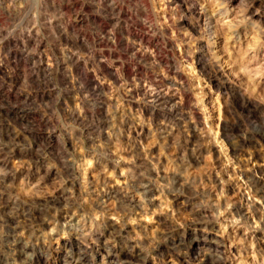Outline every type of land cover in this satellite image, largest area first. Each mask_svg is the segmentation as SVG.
Instances as JSON below:
<instances>
[{
    "label": "rangeland",
    "instance_id": "374dc122",
    "mask_svg": "<svg viewBox=\"0 0 264 264\" xmlns=\"http://www.w3.org/2000/svg\"><path fill=\"white\" fill-rule=\"evenodd\" d=\"M221 1L0 0V264H264V11Z\"/></svg>",
    "mask_w": 264,
    "mask_h": 264
},
{
    "label": "bare ground",
    "instance_id": "6f19581e",
    "mask_svg": "<svg viewBox=\"0 0 264 264\" xmlns=\"http://www.w3.org/2000/svg\"><path fill=\"white\" fill-rule=\"evenodd\" d=\"M173 1V0H172ZM184 2V4L186 5L187 9H190V11L193 12H197L198 14L200 13H204L205 8H204V4L203 2L205 0H182ZM219 3V2H218ZM197 5H199V7L197 8ZM217 12L220 13L221 16L225 17V15L227 14V12L231 9V8H235V10H237L238 12H240V17L242 20L246 19L248 22H250L252 24V27L255 28L256 32L260 33L261 35H263L260 30H258L257 26H259L260 23V19L261 17L258 15V11L262 10L264 11V0H222L218 6H217ZM113 9L115 8V6L113 5L112 7ZM189 11V10H188ZM245 22V21H244ZM264 23V22H263ZM263 29V27H262ZM254 31V30H253ZM236 33V32H235ZM232 34H234L232 32ZM261 37V36H260ZM142 39V38H141ZM240 40V39H239ZM257 53V52H256ZM260 67V66H259ZM220 69V68H219ZM222 69V68H221ZM220 71V70H219ZM221 77V76H220ZM161 91V90H160ZM151 93V92H150ZM155 93V92H154ZM153 93V94H154ZM159 94V93H158ZM166 95V93H164ZM167 96V95H166ZM171 96V95H170ZM158 97V95H157ZM159 98V97H158ZM162 98V97H160ZM159 98V99H160ZM156 99V97H155ZM163 99V98H162ZM168 99V98H167ZM171 100V99H170ZM169 131V130H167ZM237 135V134H236ZM241 135V134H240ZM234 136V135H233ZM233 136H230L231 138ZM229 137V138H230ZM253 137V136H252ZM252 137H242V136H238L235 137V141H233L232 143V154L233 155H238L240 153V151L247 146V144L251 141H254V139H252ZM263 143H264V131L259 135L258 137ZM230 140V139H229ZM258 140V139H257ZM231 142V141H230ZM110 145V144H109ZM112 145V144H111ZM133 147V146H131ZM109 148V147H108ZM107 148V149H108ZM138 148V147H136ZM135 148V149H136ZM133 149V150H135ZM132 150V149H131ZM140 150V149H139ZM130 151V150H129ZM115 152V151H113ZM133 152V151H132ZM135 152V151H134ZM142 152V151H141ZM144 152V151H143ZM145 153V152H144ZM137 154H138V150H137ZM136 154V155H137ZM147 154V153H145ZM200 154V153H199ZM139 155V154H138ZM140 156V155H139ZM115 157V156H114ZM250 158L252 160H257L258 158H260V155L258 153L256 154H252L250 156ZM197 159V158H196ZM144 160V159H143ZM140 161V160H139ZM148 163V162H147ZM72 170V169H71ZM256 172V170H254ZM153 172V171H152ZM243 172V171H242ZM239 175H242V173H238ZM150 175H153L152 173H150ZM156 175V174H155ZM243 176V175H242ZM247 179H246V187L249 190V195L248 197L244 198V203H237V202H233L231 203V207H232V212L235 213L236 215H239V217L241 219L247 220L249 218V214H247L248 212L245 211V206L248 208H251V212L254 215H258L260 214L258 217H261V211L264 210V186H259V181L252 177V176H248L246 175ZM245 181V180H244ZM138 183H136L134 186L137 188V190H140L141 193L143 192L144 194L148 195L151 191L155 190L154 187H152L153 185L148 181V180H140L137 181ZM118 195V194H117ZM241 195V194H240ZM176 197V196H175ZM244 196H241V200ZM240 200V201H241ZM243 201V200H242ZM69 211H66L65 215H64V219L67 220V213ZM69 214V213H68ZM62 216V215H61ZM264 218V217H263ZM71 219V216L69 217V220ZM261 219V218H260ZM65 220V221H66ZM72 220V219H71ZM193 221V220H192ZM42 225H47V223H43ZM172 226V225H171ZM174 226V225H173ZM18 228V226L13 227V231H16ZM20 229V228H19ZM33 229V228H32ZM174 231L176 229H173ZM8 232V231H7ZM121 232V231H119ZM172 233V232H171ZM9 235V233H8ZM189 234H184L182 235V237L180 239H178L177 241H173L170 242L169 245H167V250L172 249V248H176L178 247H183V245L185 246L186 244V240H187V236ZM164 240V239H163ZM161 242V241H160ZM209 243L214 242V240H210L208 241ZM159 243V242H158ZM190 244V243H189ZM64 246L66 248H68L67 250V254L64 255V259L66 257H68L69 262L67 264H70L72 261L76 263H82L85 262L87 260V253L86 250L83 249V247L81 246V244L77 241H69V242H65ZM211 246V245H210ZM105 247V253L104 256L105 258L112 262L113 264H128L129 259L132 258L133 254L136 253V250L134 248H132L131 250H127V251H121L122 254H117V251L115 249L114 246H106ZM191 249H196V252H194V259H199V257L201 256V250L199 247H197V243H191L190 246H188ZM201 247V246H200ZM162 248V245L158 244V246L156 245V251H159V249ZM202 248V247H201ZM164 249V248H163ZM194 249V250H195ZM166 250V249H164ZM163 250V251H164ZM215 251V250H214ZM21 252V251H20ZM168 252V251H167ZM170 252V251H169ZM203 252V251H202ZM157 253V252H156ZM189 253V252H188ZM205 254V252H203ZM169 254V253H168ZM172 254V253H171ZM221 254V253H220ZM207 255V254H206ZM205 255V257H206ZM211 255V254H210ZM204 256V255H203ZM208 256V255H207ZM76 257V258H75ZM203 257V258H205ZM220 257V256H219ZM227 257V256H226ZM202 258V259H203ZM67 259V258H66ZM201 259V260H202ZM209 259V258H208ZM214 259V258H213ZM217 260V259H216ZM205 262V261H204ZM207 262V261H206ZM66 263V262H65ZM211 263V262H210Z\"/></svg>",
    "mask_w": 264,
    "mask_h": 264
}]
</instances>
